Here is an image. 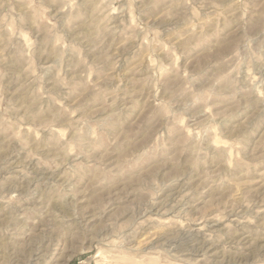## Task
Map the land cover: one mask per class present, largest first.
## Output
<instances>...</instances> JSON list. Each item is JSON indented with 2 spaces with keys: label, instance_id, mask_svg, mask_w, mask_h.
Returning <instances> with one entry per match:
<instances>
[{
  "label": "rangeland",
  "instance_id": "1",
  "mask_svg": "<svg viewBox=\"0 0 264 264\" xmlns=\"http://www.w3.org/2000/svg\"><path fill=\"white\" fill-rule=\"evenodd\" d=\"M0 264H264V0H0Z\"/></svg>",
  "mask_w": 264,
  "mask_h": 264
},
{
  "label": "bare ground",
  "instance_id": "2",
  "mask_svg": "<svg viewBox=\"0 0 264 264\" xmlns=\"http://www.w3.org/2000/svg\"><path fill=\"white\" fill-rule=\"evenodd\" d=\"M210 246V245H209Z\"/></svg>",
  "mask_w": 264,
  "mask_h": 264
}]
</instances>
